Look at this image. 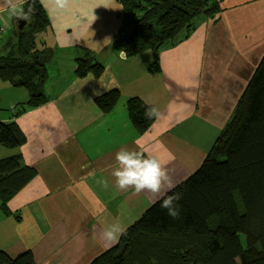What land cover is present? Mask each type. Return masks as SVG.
<instances>
[{
  "label": "crops",
  "instance_id": "0c3cea01",
  "mask_svg": "<svg viewBox=\"0 0 264 264\" xmlns=\"http://www.w3.org/2000/svg\"><path fill=\"white\" fill-rule=\"evenodd\" d=\"M46 13L49 27L37 41L53 52L48 101L16 116L13 108L27 103L29 92L0 80V122H15L27 138L0 157L20 154L37 171L8 203L11 215L0 206V252L31 251L35 264H90L115 246L93 244L94 232L116 219L127 229L155 203L146 192L115 188L116 152L127 147L157 156L175 187L201 167L264 57V0H223L215 18H198L188 40L161 51L158 72L151 51L121 58L117 40L126 20L119 0H76L68 12ZM7 14L0 11V23L12 31L7 42L16 43V19ZM86 56L105 68L100 79L77 77L76 60ZM112 89L121 100L105 114L95 99ZM134 97L162 113L142 135L127 111Z\"/></svg>",
  "mask_w": 264,
  "mask_h": 264
},
{
  "label": "trees",
  "instance_id": "16d2710c",
  "mask_svg": "<svg viewBox=\"0 0 264 264\" xmlns=\"http://www.w3.org/2000/svg\"><path fill=\"white\" fill-rule=\"evenodd\" d=\"M126 24L117 44L127 57L151 51L152 70L160 71V55L165 47L188 40L200 17L215 18L223 0H119ZM30 23L17 30L16 43H6L7 54L0 57V80L29 92L27 103L13 108L16 116L44 105L47 66L53 58L48 47L38 46V35L49 27V18L38 0ZM16 27L18 22L16 20ZM130 27V30L128 29ZM4 28L0 26V29ZM77 77L100 79L105 68L89 58L77 60ZM121 91L112 89L95 99L105 114L113 112ZM127 111L139 135L155 121L144 118L146 103L134 97ZM27 141L15 122H0V146L22 147ZM37 171L22 155L0 159V206L6 216L8 203L27 186ZM169 195H177L181 210L178 219L155 202L120 242L90 264H264V57L256 68L227 126L223 129L201 167ZM242 237L246 244L242 243ZM0 264H35L31 251L16 257L0 252Z\"/></svg>",
  "mask_w": 264,
  "mask_h": 264
},
{
  "label": "clouds",
  "instance_id": "9594fccd",
  "mask_svg": "<svg viewBox=\"0 0 264 264\" xmlns=\"http://www.w3.org/2000/svg\"><path fill=\"white\" fill-rule=\"evenodd\" d=\"M76 0H40L41 5L50 14L52 12L65 13L71 10ZM7 9V20L15 18L25 20L30 23L31 15L34 13L33 5H29L25 10L19 0H5L3 8ZM3 18L0 17V20ZM96 20V17H95ZM94 20V22H95ZM110 40L106 38L105 41ZM127 53L120 51L123 59ZM146 110L144 118L150 121H158L162 117L161 111L145 101ZM137 144L139 141L136 142ZM111 176L114 178L115 188L120 192L132 191L134 195L148 193L152 202H160V207L167 210V214L173 220L181 215L179 206L175 203L179 200L177 195L168 193L175 187V182L169 173L164 161L152 154H146L143 150L120 148L115 154V165L111 166ZM104 189L109 187L107 180L100 182ZM126 234V227L119 221L102 226L98 233L94 232L92 243L101 247H111L120 242V238Z\"/></svg>",
  "mask_w": 264,
  "mask_h": 264
},
{
  "label": "rangeland",
  "instance_id": "374dc122",
  "mask_svg": "<svg viewBox=\"0 0 264 264\" xmlns=\"http://www.w3.org/2000/svg\"><path fill=\"white\" fill-rule=\"evenodd\" d=\"M0 25L1 26H3L5 29H7V25L5 24V23H3L2 21H1V23H0ZM17 33V32H16ZM9 34V35H8ZM13 34H12V31L11 30H8V32H4V33H0V57L1 56H5V54L8 52V50L6 49V46H5V50H2V48L4 47V45L3 44H5L6 45V43H8L7 41L11 38V37H13L12 36ZM0 109H3V104H1L0 105ZM1 113H4V111H1L0 110V114ZM5 149H7V148H5V147H3V146H0V151H5ZM0 156H3L2 155V153L0 152ZM0 159H2L1 157H0ZM242 243L245 245L246 244V242H245V238L244 237H242Z\"/></svg>",
  "mask_w": 264,
  "mask_h": 264
},
{
  "label": "water",
  "instance_id": "95a60500",
  "mask_svg": "<svg viewBox=\"0 0 264 264\" xmlns=\"http://www.w3.org/2000/svg\"><path fill=\"white\" fill-rule=\"evenodd\" d=\"M25 25H26V21L25 20H18V30L19 31H21V30H23V28L25 27Z\"/></svg>",
  "mask_w": 264,
  "mask_h": 264
},
{
  "label": "built area",
  "instance_id": "2783aa9c",
  "mask_svg": "<svg viewBox=\"0 0 264 264\" xmlns=\"http://www.w3.org/2000/svg\"><path fill=\"white\" fill-rule=\"evenodd\" d=\"M4 32H5V28H1L0 33H4Z\"/></svg>",
  "mask_w": 264,
  "mask_h": 264
}]
</instances>
